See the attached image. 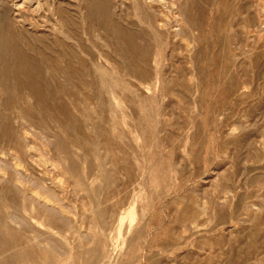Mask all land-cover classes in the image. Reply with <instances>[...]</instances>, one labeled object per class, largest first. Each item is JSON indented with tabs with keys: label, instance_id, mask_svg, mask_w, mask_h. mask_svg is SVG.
I'll list each match as a JSON object with an SVG mask.
<instances>
[{
	"label": "rangeland",
	"instance_id": "1",
	"mask_svg": "<svg viewBox=\"0 0 264 264\" xmlns=\"http://www.w3.org/2000/svg\"><path fill=\"white\" fill-rule=\"evenodd\" d=\"M0 264H264V0H0Z\"/></svg>",
	"mask_w": 264,
	"mask_h": 264
},
{
	"label": "bare ground",
	"instance_id": "2",
	"mask_svg": "<svg viewBox=\"0 0 264 264\" xmlns=\"http://www.w3.org/2000/svg\"><path fill=\"white\" fill-rule=\"evenodd\" d=\"M35 1V0H34ZM38 4H36V6H37ZM34 7V6H33ZM39 7V6H38ZM162 21V20H161Z\"/></svg>",
	"mask_w": 264,
	"mask_h": 264
}]
</instances>
